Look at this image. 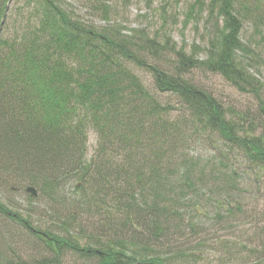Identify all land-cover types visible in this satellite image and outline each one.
Returning a JSON list of instances; mask_svg holds the SVG:
<instances>
[{
    "label": "trees",
    "instance_id": "trees-1",
    "mask_svg": "<svg viewBox=\"0 0 264 264\" xmlns=\"http://www.w3.org/2000/svg\"><path fill=\"white\" fill-rule=\"evenodd\" d=\"M80 2L104 25L63 0H0V184L31 185L57 206L55 231L0 199V217L44 251L4 264H199L207 252L216 264H264V244L236 233L249 218L236 182L264 179V71H253L264 66V0H193L185 16L206 11L212 25L201 58L124 37L108 0ZM167 54L170 69L157 59ZM194 69L252 96L255 112L224 105Z\"/></svg>",
    "mask_w": 264,
    "mask_h": 264
},
{
    "label": "rangeland",
    "instance_id": "rangeland-1",
    "mask_svg": "<svg viewBox=\"0 0 264 264\" xmlns=\"http://www.w3.org/2000/svg\"><path fill=\"white\" fill-rule=\"evenodd\" d=\"M20 2V0H18ZM110 4L111 25L118 28L124 37H131L139 34H146L149 37H157L161 43L169 41L174 43L175 48H182L188 53L194 51L197 57L204 56V50L207 47L208 32L212 31L211 21L207 16V12L195 15L194 18H188V6L193 0H108ZM64 5L73 9L80 17L90 21L91 19L97 25H104L99 16L91 15L83 6L80 0H63ZM251 33V28L246 27L245 35ZM172 55L167 54L163 57H157L159 62L170 69L169 64L172 62ZM149 60V55H147ZM171 59V60H170ZM150 62V61H149ZM144 83L151 87V76L143 69H135ZM193 77L197 83L203 84L216 97L224 103L235 108H245L249 106L255 112L257 104L252 96L239 93L235 88L230 86L219 75L209 72H200L203 70L194 69ZM264 71V66H258L257 70ZM264 78V72H263ZM174 104H176L174 102ZM97 137L93 131L88 132L87 136V156H91L96 146ZM195 144V152H200L203 146ZM206 147V142H204ZM206 152V151H205ZM206 153H209L207 150ZM244 174L243 172H241ZM248 178L236 182V186L241 190L240 195L248 210V217L243 227L236 230L237 234L245 235L246 240H251L249 245L258 246V242L264 244V179L256 173L248 171ZM21 186V185H19ZM17 185L16 189L12 184L3 186L0 184V199L13 203L19 217L29 218V222L36 227L46 226L51 230H55L56 226L52 222L53 216L51 210H56L57 206L48 204L41 197H35L31 201L27 191H23ZM240 187V188H239ZM38 194V193H37ZM59 209V208H58ZM256 213L258 220L251 222L253 213ZM87 227L90 231L100 230L93 227L97 222L92 219L88 222ZM91 223L92 227H91ZM97 225V224H96ZM56 231V230H55ZM221 231V230H220ZM224 233L222 230L219 234ZM244 237V238H245ZM257 239V240H256ZM36 237L29 231L22 228L20 223L13 222L7 218L0 217V256L1 262L4 259H14L20 257L23 260L36 259L44 255V251L35 242ZM192 244V243H191ZM261 248V247H259ZM43 251V252H42ZM264 252V250H262ZM204 254V253H203ZM218 254L207 252L199 264H216L214 261ZM62 264H85L76 257L68 256L63 260ZM190 264H196L192 262ZM231 264H237L233 262Z\"/></svg>",
    "mask_w": 264,
    "mask_h": 264
},
{
    "label": "water",
    "instance_id": "water-1",
    "mask_svg": "<svg viewBox=\"0 0 264 264\" xmlns=\"http://www.w3.org/2000/svg\"><path fill=\"white\" fill-rule=\"evenodd\" d=\"M25 190L29 192L32 196H35L37 194L36 189L31 185L27 186Z\"/></svg>",
    "mask_w": 264,
    "mask_h": 264
}]
</instances>
